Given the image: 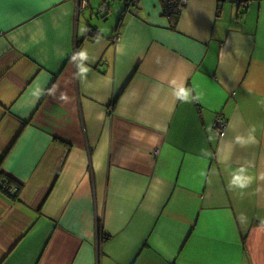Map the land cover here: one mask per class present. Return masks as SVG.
Listing matches in <instances>:
<instances>
[{
  "label": "crops",
  "instance_id": "0c3cea01",
  "mask_svg": "<svg viewBox=\"0 0 264 264\" xmlns=\"http://www.w3.org/2000/svg\"><path fill=\"white\" fill-rule=\"evenodd\" d=\"M102 4L0 0V264H264V0Z\"/></svg>",
  "mask_w": 264,
  "mask_h": 264
},
{
  "label": "built area",
  "instance_id": "2783aa9c",
  "mask_svg": "<svg viewBox=\"0 0 264 264\" xmlns=\"http://www.w3.org/2000/svg\"><path fill=\"white\" fill-rule=\"evenodd\" d=\"M77 1V12L79 13L83 9L86 8V6L89 4L91 0H76ZM113 1H118L126 4L128 7L129 6H135L137 5L141 0H103V4L100 7L99 12L100 13H106L109 7V4ZM164 8V14L168 19H174L178 17L184 8L188 4V0H161ZM227 1V0H223ZM229 1H234L237 3L238 7H246L247 4H250L252 0H229ZM115 41L119 40V37L116 36L114 38ZM215 127L219 129L221 135L223 136L225 134V129H226V121L223 117L218 116L215 120ZM1 185H3L4 189L8 193H16L18 192V188L15 186H8L4 185L3 182H1Z\"/></svg>",
  "mask_w": 264,
  "mask_h": 264
},
{
  "label": "rangeland",
  "instance_id": "374dc122",
  "mask_svg": "<svg viewBox=\"0 0 264 264\" xmlns=\"http://www.w3.org/2000/svg\"><path fill=\"white\" fill-rule=\"evenodd\" d=\"M101 1V0H100ZM112 3V2H111ZM111 3H110V5H111ZM119 4V3H118ZM115 11V10H117V12H119V7L115 4V2L112 4V10L111 11ZM101 15H102V13L100 14V17H101ZM113 20V19H112ZM115 20H116V18H115ZM110 22H111V20H110ZM108 23V22H107Z\"/></svg>",
  "mask_w": 264,
  "mask_h": 264
},
{
  "label": "trees",
  "instance_id": "16d2710c",
  "mask_svg": "<svg viewBox=\"0 0 264 264\" xmlns=\"http://www.w3.org/2000/svg\"><path fill=\"white\" fill-rule=\"evenodd\" d=\"M125 5H126V4H125ZM126 6H127V5H126ZM1 175H2V173H0V178L2 177Z\"/></svg>",
  "mask_w": 264,
  "mask_h": 264
}]
</instances>
